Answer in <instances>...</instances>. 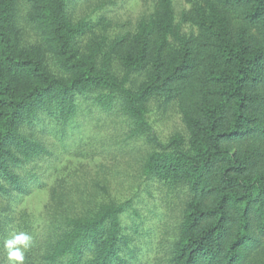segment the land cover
<instances>
[{"label":"trees","instance_id":"1","mask_svg":"<svg viewBox=\"0 0 264 264\" xmlns=\"http://www.w3.org/2000/svg\"><path fill=\"white\" fill-rule=\"evenodd\" d=\"M111 1L0 0V264L21 232L24 264H147L154 191L174 228L158 264H264V0H191L180 14L153 0L126 31ZM172 108L187 141L157 135L155 111ZM107 126L123 141L82 148ZM68 141L91 160L138 150L134 193L60 181L35 226L21 208Z\"/></svg>","mask_w":264,"mask_h":264},{"label":"rangeland","instance_id":"2","mask_svg":"<svg viewBox=\"0 0 264 264\" xmlns=\"http://www.w3.org/2000/svg\"><path fill=\"white\" fill-rule=\"evenodd\" d=\"M191 0H175L177 13L191 8ZM153 0H112L105 4L104 11L114 20L118 31L134 30L137 21L151 10ZM100 8V5L92 6L88 12ZM97 13H101L98 11ZM26 40H30V33H26ZM154 128L158 137L163 143H168L175 136H181L187 141L188 133L182 122L181 115L175 109L167 111H155L153 117ZM99 131L98 137L94 141H86L82 148L107 149L115 143L123 141L121 130L113 129L109 126ZM116 134V136L114 135ZM56 159L53 160V167L48 171L47 187L36 191L28 197L23 204L21 211H25L35 226L41 225L45 220L52 202L53 189L60 181H65L66 193L80 195L84 190L97 191L107 196L118 197L119 199L130 198L134 193L135 155L129 153H114L95 156L93 160L86 159L76 154V146L68 141L65 147L55 144ZM114 149V148H113ZM104 166H101V165ZM89 182V184H88ZM91 188V189H90ZM155 197L145 198L147 204L146 218L149 226H155L153 233L155 237V250L150 256L147 264H158V260L163 257L161 248L166 243L157 242L170 237L173 234L172 216L167 211L168 204L162 200L159 192L154 191ZM145 197V196H143ZM149 211V212H147ZM169 215V216H168ZM165 223L159 231L160 223ZM161 234V235H160ZM160 248V251H159Z\"/></svg>","mask_w":264,"mask_h":264},{"label":"clouds","instance_id":"3","mask_svg":"<svg viewBox=\"0 0 264 264\" xmlns=\"http://www.w3.org/2000/svg\"><path fill=\"white\" fill-rule=\"evenodd\" d=\"M32 237L27 233L21 232L14 234L11 239L5 241V248L8 250V259L12 264H24L25 256L21 247L25 250L30 247Z\"/></svg>","mask_w":264,"mask_h":264}]
</instances>
